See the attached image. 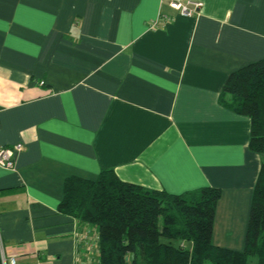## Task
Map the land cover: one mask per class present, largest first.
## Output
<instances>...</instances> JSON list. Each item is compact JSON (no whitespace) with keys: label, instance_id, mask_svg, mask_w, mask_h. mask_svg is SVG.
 <instances>
[{"label":"crops","instance_id":"1","mask_svg":"<svg viewBox=\"0 0 264 264\" xmlns=\"http://www.w3.org/2000/svg\"><path fill=\"white\" fill-rule=\"evenodd\" d=\"M195 1L184 17L168 0H0V146H21L0 167V250L16 264L87 263L95 231L58 205L67 178L105 170L219 189L213 243L242 250L261 158L221 93L264 58V0Z\"/></svg>","mask_w":264,"mask_h":264},{"label":"trees","instance_id":"2","mask_svg":"<svg viewBox=\"0 0 264 264\" xmlns=\"http://www.w3.org/2000/svg\"><path fill=\"white\" fill-rule=\"evenodd\" d=\"M221 104L250 120L249 150L261 158L241 251L213 243L221 191L146 190L105 170L64 181L58 210L94 229L98 264H264V58L232 72Z\"/></svg>","mask_w":264,"mask_h":264},{"label":"built area","instance_id":"3","mask_svg":"<svg viewBox=\"0 0 264 264\" xmlns=\"http://www.w3.org/2000/svg\"><path fill=\"white\" fill-rule=\"evenodd\" d=\"M168 6L170 9L178 12L184 17L192 16L198 11L202 4L195 0H168ZM155 22L154 27L157 25ZM21 151L20 145H15L11 148H5L0 146V167L5 170H14V156ZM92 247V246H88ZM1 264H16V259L13 257H7L2 246L0 250Z\"/></svg>","mask_w":264,"mask_h":264},{"label":"rangeland","instance_id":"4","mask_svg":"<svg viewBox=\"0 0 264 264\" xmlns=\"http://www.w3.org/2000/svg\"><path fill=\"white\" fill-rule=\"evenodd\" d=\"M93 238V235H91ZM89 237V236H88ZM96 240L92 239L90 240V243L93 244L94 243V247L92 246L91 248H87L86 250V260L85 262H87L86 264H98V250H97V246H96ZM91 257V258H90ZM250 262L251 264H254L255 263V260L254 259H250Z\"/></svg>","mask_w":264,"mask_h":264}]
</instances>
